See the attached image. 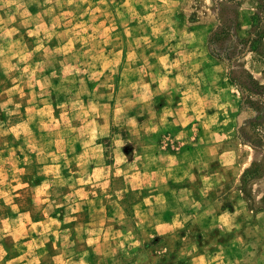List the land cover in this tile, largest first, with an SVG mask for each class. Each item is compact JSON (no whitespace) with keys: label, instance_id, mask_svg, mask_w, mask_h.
Masks as SVG:
<instances>
[{"label":"rangeland","instance_id":"374dc122","mask_svg":"<svg viewBox=\"0 0 264 264\" xmlns=\"http://www.w3.org/2000/svg\"><path fill=\"white\" fill-rule=\"evenodd\" d=\"M215 31L231 64L210 53ZM149 140L239 152L236 187L264 209V0H0V264H178L172 234L152 237L75 188L123 181L124 148ZM254 162L261 176L244 182ZM42 174L53 187L36 186ZM120 185L89 183L99 195Z\"/></svg>","mask_w":264,"mask_h":264},{"label":"crops","instance_id":"0c3cea01","mask_svg":"<svg viewBox=\"0 0 264 264\" xmlns=\"http://www.w3.org/2000/svg\"><path fill=\"white\" fill-rule=\"evenodd\" d=\"M152 131L159 135L163 128L159 132L156 128ZM217 147L210 143L202 147L194 142L190 147L181 146L171 151L162 142L150 140L141 151L138 148L128 151L125 147V160L117 166L123 177V181L118 182L123 189L118 187L113 193L91 194L93 189L89 183L91 186L118 183L119 177L99 176L75 187L76 192L88 190L78 199L96 200L105 214L120 219L129 218L130 213L135 225L145 228L152 237L172 234L171 238L177 239V256L171 262L264 264V209H251L240 187H236L245 169L239 152ZM216 159L221 163L219 169L213 166ZM105 169L98 164L94 170L102 174ZM227 169L233 174L231 182L225 174ZM65 176L73 177L68 173ZM89 176L94 175L89 173ZM54 178L42 174L36 186L50 182L49 187H53ZM227 182H233V187L220 192L219 188ZM124 187L132 192V198L126 197ZM109 197L114 198L115 204L110 206ZM145 243V247L150 248Z\"/></svg>","mask_w":264,"mask_h":264},{"label":"trees","instance_id":"16d2710c","mask_svg":"<svg viewBox=\"0 0 264 264\" xmlns=\"http://www.w3.org/2000/svg\"><path fill=\"white\" fill-rule=\"evenodd\" d=\"M221 24H223V26L225 25L227 27V30L224 32L227 35H233V32L231 31V29H233V25L232 23H228V21H222ZM221 33H219L218 31H215L211 37L209 38V48H210V53L222 60L227 61L229 64L232 63V61L234 60L232 54L228 52L227 48H218V42H224L223 37L220 36ZM226 38V37H224ZM231 83H235L232 78L230 79ZM248 83V82H247ZM255 80L252 78L251 81L248 83V87L247 90L249 91H253V86L252 84H255ZM240 137L242 139H244V137L242 135H240ZM257 166V167H256ZM261 168L258 166V164H256V162H254V165L249 168L248 170H246L245 174H244V182H246V180L248 178H252V179H257L261 176Z\"/></svg>","mask_w":264,"mask_h":264}]
</instances>
